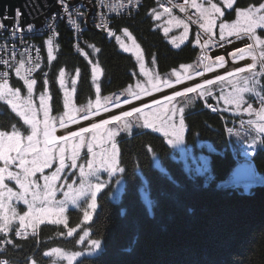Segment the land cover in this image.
<instances>
[{
  "label": "trees",
  "instance_id": "obj_1",
  "mask_svg": "<svg viewBox=\"0 0 264 264\" xmlns=\"http://www.w3.org/2000/svg\"><path fill=\"white\" fill-rule=\"evenodd\" d=\"M262 3L264 0H237L227 12L226 22L236 20L237 9L258 7ZM158 8V0H145L137 15L118 19L115 27L118 36L126 28L139 43L145 59L154 60L158 74L164 75L196 62L200 50L193 31L189 41L180 48L171 46L156 28L152 12ZM259 35L264 37V31ZM84 36V53L91 49L90 44L100 49L97 62L103 70L101 96L135 84L138 65L132 55L119 51L115 41H108L103 33L94 29ZM44 40H40V44L45 48ZM72 42L70 33L65 29L61 31L56 59L49 64L47 50L43 49L44 66L36 73L40 83L42 71L49 73L47 80L55 115L63 111L58 82L61 69L66 72L79 70L77 105L84 106L96 96L90 63L83 55L74 54ZM12 86L22 87L17 75L12 79ZM226 116L212 113L200 101L185 118L189 129L187 143L193 144L194 137H200L215 149L211 159V179L185 174L172 159L177 154L154 132L121 138L120 164L126 181L122 201L114 203L110 200L109 189L100 194L98 214L87 229L94 239L102 241L103 249L97 256L86 257L76 264H264V184L260 187L220 186L231 177L245 150L241 146L236 151L229 149L234 140L230 133L234 123L226 121ZM13 124L23 127L21 121L0 103V129L9 132ZM252 161L264 175V150L255 151ZM164 165L169 166L172 177L168 172L157 170L156 167ZM144 195L149 198L146 199L148 203ZM82 215L81 210H71L67 228L81 226ZM66 231L63 227L43 225L32 240L13 239L10 260L24 264V259L37 255L41 258L38 264H52V257L45 253H50L53 248L80 249L77 245L80 233H77L78 237L68 239Z\"/></svg>",
  "mask_w": 264,
  "mask_h": 264
},
{
  "label": "rangeland",
  "instance_id": "obj_2",
  "mask_svg": "<svg viewBox=\"0 0 264 264\" xmlns=\"http://www.w3.org/2000/svg\"><path fill=\"white\" fill-rule=\"evenodd\" d=\"M197 3H202V2L200 0H197ZM212 3H214V2H212ZM160 4H161V1L159 2V8L156 11L159 13H163V15H161L159 20H156L154 18L156 28L159 29L164 34L163 29L165 27H168L170 29V31L168 32L167 36L165 34L164 35L167 38L170 45L173 46L174 48H176L171 43V39L174 36L175 37L181 36V34L184 32V28L182 25L179 27L174 26L175 21H173L172 24H169L168 21L172 17H177L178 19L183 20L185 23H187V21L181 16V14L179 12H177L175 10H171V16H169V14L164 12L165 8H162ZM216 4L218 6H220L222 8V10H224V12H225V15L223 17H220L219 19L216 20L217 27H215L213 29V38L219 40V24L221 22H226L225 18H226L227 12H230L231 9L224 8L223 0L216 2ZM205 6L207 7L208 5L205 4ZM258 7H255V8H258ZM79 8L82 9V7H78V8L71 7L70 12L72 13V15H77V11L79 10ZM56 12L60 13V11H53L45 19V22H48L49 19L52 17V20L54 21L56 26L57 27L59 26L58 27L59 32L56 33L57 38H55V40L58 39L60 41L61 31L63 32V30L65 29L70 33L71 39L73 41L74 37H73V34L71 33L70 28H67L65 25L61 24L62 22H59V21L56 22L55 18L53 16H51V14H53V13L55 14ZM88 17L90 20V24L95 27L94 30H96V31L98 30V32L103 33V31H100L96 27V25L97 24L104 25V21L103 20H101V21L95 20L96 19L95 14H91ZM47 18H49V19L47 20ZM236 19H237V17H236ZM232 22H226V23L231 24ZM49 23H48V25L50 26ZM60 24L62 26H60ZM42 25L43 26L41 28H46L44 26V24H42ZM11 26H14V24ZM91 30H93V29H90L89 31H91ZM260 31H264V28H257L256 34L259 35ZM191 33H192L191 28L188 26V39H187V41H189V36L191 35ZM103 34L106 36V38L109 41L110 37H108L105 33H103ZM47 35L48 34H44V38L46 40L49 37ZM119 36L121 37V40L123 41V43L126 46H128V48L130 50L128 52H125L121 48L120 43L117 42V40L115 43L117 44L119 51L130 54L134 57L135 61L137 62V65H138V69H137L138 79L136 80L134 85H132L126 89L120 90L118 92H115L113 94H109V95L105 96V97L110 98L109 100L106 101L105 97L101 96L100 92L99 93L96 92V84H94L93 80H92L93 86L95 88V95H96L94 100H92L91 102H89L88 104H86L84 106L77 105V103H76V90H77L78 76L79 75H77V72H66V71H64L65 72V77H64L65 86L62 88L59 84L60 89L62 91L63 111L60 114L55 115V114H53L52 99H51V95H50L49 86L47 84L46 89H45V85H44L45 77H44L43 73L46 71H42V82L40 83V81H37V84L34 86L32 103L35 106V109L37 110V119L43 121V113L41 111H39V109H40L39 95L42 92H45V90H46V95L48 97H50V99L47 100V104H48V107L50 109L49 116L52 119V122L55 126V135L56 136H57V132L59 130H62L64 128L70 127V126L73 127V126H76L79 124L82 125L81 128L91 129V125L93 123H97V124L102 123V122H99L98 120L94 121V118H96L97 115H100V116L105 115V117H107V120L110 121V123L108 125H105L103 129L99 130L96 133L97 138L95 140H93V131H89L88 133L83 134L84 144H83V146H81L80 155L76 160L77 167L65 168L59 174V178L53 182L57 191L55 192V196H54V199L52 202V207H51L50 211L53 213L59 212V207L62 204L64 211L62 213H60V217H59L60 222H54L58 219L57 216L47 215V216H45V218L41 222L37 223L35 225V227L30 226L27 228V230L30 234V237L24 239L23 241H29V240L36 238L37 236L35 234H37L39 232V229L43 225L63 227L64 229L66 228L67 231L65 234H66V237L68 239L69 238L73 239L75 237H78L77 233L78 232L80 233L79 238H77V245L80 246V249L76 250V252H69V251H64L62 249H59V248H53L52 252H50V255L52 256L53 264H76L81 258H86V257L91 258V257L97 256L102 251V249H103L102 242L99 239H94L91 236L89 229H87V225L93 220L95 212L98 208V198H99V195L101 193H103L107 189L113 190V194H112L113 198L112 199L114 201L119 199L118 197H122V195L124 194V191H125V186H124L125 181H124V177H123L124 169L120 165L121 150L119 147V140L121 138L123 139V138L132 137L136 133H141V132L146 131V130L154 131L156 134L162 135L166 139V141L169 144V146L171 147V149L174 151V153L177 154V157H180V159L185 164V166L187 168L192 169L191 171H194L195 173L210 171V165H211L210 157L207 155L204 156L203 151L200 152L201 154L197 153V152H199V148H202V144L200 142H198V144H197L198 150H194L186 141V130H187V128H186L185 120H184L185 114L192 111L195 108V105L200 98H203V99H205V98L209 99L210 98V96L208 97L207 95L201 97L199 95L200 90H197V92H194V93H186L185 96L175 97V99L172 102H167L165 100H162V101H159V104H157V103L148 104L149 107H147V108L145 106L140 107L143 110L142 113H135L134 112L132 117L122 118L121 121H112L111 116L108 118V115H107L109 113V111L111 112V110L112 111L116 110L119 107H121L122 105L126 104V103H124L125 100H127L128 102L138 101V100L144 99L146 97L158 94V93L162 92L163 89L170 88V87H164L163 86V82L165 80L170 81L172 83V86L177 85V83H176L177 74H179V76L181 77V81H182L181 85L183 82L190 81L193 79H197V77H195V74L204 69V66L201 62L202 61L201 58H199L196 62H194L190 66L183 67L181 70H179L177 72H171L168 74L159 75L157 72V67H156L155 61L154 60L147 61L145 59L143 51H142L139 43L137 42V40L132 35H131V37H132L131 39H129L127 36H125L124 33L122 35H119ZM260 37L262 39H264V37H262V36H260ZM231 38H233V37H228L227 39H231ZM81 39L83 42H85V36L84 35L82 36ZM133 40H135V43L139 45L138 50L135 49V47L133 45ZM34 41L36 43L39 42L37 40V38H35ZM187 41L185 40L184 43L181 44V46L184 45ZM247 41H249V43L252 42L250 40H247ZM177 42L179 43V41H177ZM24 43H26V42H24ZM53 44H56V42L54 40H53ZM40 45L41 44L38 43V46H40ZM59 45H60V43H58V46ZM227 45H229V44H227ZM19 48L24 50V47L22 44L19 46ZM45 48L47 49V46ZM240 48H243V47H240ZM31 49H32L31 52L28 53L25 60H27L28 57H31L33 60H35L37 53L35 51V48H31ZM56 50H57V48L54 46L53 55L55 57H56ZM138 53L142 57V62L144 65L143 71L141 70V60L137 59ZM1 54H3V56H2L3 59L9 60V62H10L11 58L8 57L6 55V52L3 51L2 49H1L0 55ZM39 54L41 57L39 60V61H41L40 62L41 68L37 69L35 72L32 73L33 74L32 78H35L36 80H37L36 73L40 72V70L44 66L45 58L43 57V48H40ZM74 54L76 55V53H74ZM83 56L88 61H92V64H90L91 72H92L93 64H98L97 52H94V50L91 48L90 50H88V52L85 51V53H83ZM228 57L230 58V60H232L231 54ZM228 57L227 56L225 57L226 61H227ZM247 58L250 61L249 63L246 62ZM251 63H253L251 57H246L242 61L241 60H235L231 65L233 66V64H235V65H238L239 67H246L248 64H251ZM27 67H28V64H27ZM99 68H100V74L98 76L97 83H99V85L101 86V82L103 79V70L100 66H99ZM260 69H261V65L259 62H257L255 69H253V72L259 73ZM6 70L7 69L5 67L0 68V72L6 71ZM21 70H22L21 75H24L25 70L24 69H21ZM48 75H49V73H48ZM251 75H252V73H249V72L237 74V76H235V77H227V75H225V80L223 82L217 81V82H214L213 85L207 86V87L211 88L212 94H214L215 91H218V95H216V96L212 95V96H213L215 102L217 103V106H219V107H218V109L216 108L215 111L211 110V112L214 114H217L220 110H222L223 113L228 115V117L226 116L227 119L225 118L226 121H230L232 124L234 123V125H236L233 127V132H232L233 139L236 140L237 142H240L241 147L245 148L244 152L241 153L240 156L243 157V154H246L249 158L245 157L244 163H247L250 166H253L251 163L252 154L249 153V150H252L253 152H255L256 144L259 143V141L256 140L257 136L264 138V131H260L261 128H264V104H262L260 101V98H258L260 96H264V80L261 77L257 76L256 79L259 81V83L257 85H255V91L254 92L242 91V89L245 87V85L243 83V78L246 76L250 77ZM14 76H16L15 69L10 71V76L7 79H8L9 87H12L15 89V87L12 86V79ZM188 76H191L192 78L188 79L187 78ZM17 78H18V80H20V82L22 84V87L19 88L21 97L22 98L26 97L27 96L26 86L24 85L23 80L20 79V77L17 76ZM73 79H75L77 81L75 86H73L71 83V81ZM0 82H2V81H0ZM58 82H59V78H58ZM155 83H159L161 86L160 91H158V92L153 90L152 85ZM137 85H139L140 87H137ZM73 87H75V91H73ZM248 87H253L251 82L248 84ZM66 91L69 94L67 97H66ZM145 91H147L149 94L145 95ZM132 92L136 93L139 96V99L134 98V96L130 94ZM257 93L259 95H257ZM236 95H241L243 97V102L240 103L239 106H237L235 103L229 102V100L233 96H236ZM251 98H253L255 101L251 102L250 101ZM97 99H99V101H100L99 107H97V105H96ZM257 99H259V100H257ZM66 100L69 103V107H65ZM201 102H203L204 105L207 106V101L201 100ZM0 103L4 104L9 109L10 113L13 116L17 117L21 121V124L23 125V127L22 128L17 127L21 131V133L25 136L27 134H30L31 129L27 125L23 124V120L16 114V112H14L12 110L11 106L6 104L4 101H0ZM90 104L92 105L91 112L94 114L89 115V118L87 119L88 120L87 124H84V122H86L87 120L83 119L85 112L84 111H77V112L73 113V115H75V117H76V121H77L76 123L69 122L66 127H63V128L60 127L61 119L67 120V116L65 115V113H69L71 111V109H73V108L74 109H87ZM117 104H119V106H116ZM172 107H175L177 109H181V108L183 109L184 131L180 135L179 138H170L169 136L165 135L164 132L167 129L161 127L160 121L158 119H156V116L154 115L156 113H163V112L171 109ZM105 108H107V111H105ZM130 111H132V110H130ZM118 115H122V113L118 114ZM145 116H147L148 122L151 123L153 125V127H145L144 126ZM174 119H176L178 121V117H174ZM126 122L130 123L131 127L128 130H122L124 128ZM238 124H242L243 127H245V129L240 127ZM248 126L255 127L256 131L254 130V128L249 129ZM247 127H248V130L246 129ZM81 128H79V129H81ZM110 130H116L118 133L111 140H109L107 138V131H110ZM0 131H2V130L0 129ZM75 132L79 133L80 130L75 131ZM70 134L67 136H64V137H70ZM41 139H42V137H41ZM79 142H80L79 138H70L69 139V143H68L67 149L65 151V158H66L65 162H66V164L71 163V161L68 160L67 157L71 154L72 145L78 144ZM89 143H91L93 145V152L97 153V157H96L97 163L93 165L92 169H90L88 167L89 161L93 160L92 153H89L88 149H87V145ZM113 143L116 144L117 150H118V165H117V167L115 169L100 167L99 160H100L101 156L103 155L104 150L107 149L110 153L111 152V145ZM40 147H43V144H41ZM206 148L208 149V151L211 150L210 145L207 143H206ZM58 166H59V156H58V151H57L56 159L53 160L52 166L50 168H45L43 175L51 176L56 171V168ZM81 166H83V173L81 172ZM36 176L40 177L41 173H37ZM141 178H142V182H144V185L147 186V182L145 181V177L143 175H141ZM6 183H8V186L12 187L14 191L16 190L17 186L15 185L14 182L6 181ZM39 183L41 185H43L44 181L42 179H40ZM95 185H101L99 191H95ZM143 197L145 200L148 199V197L146 195H144ZM93 198L95 199L96 207L94 209H89V205L92 203ZM146 202L148 203V200H146ZM47 206L48 205H45V207H47ZM75 209L81 210V212L83 214L85 211H90L91 212V219L88 221H85L83 219V224L79 227L74 228L72 235L69 236L68 232L70 230H73V229L67 228V226H66L68 224V221H69L68 220V218H69L68 214L71 210H75ZM16 210H17L19 215H23L24 212H26L28 209H27L26 205H24L22 203H17L16 204ZM14 229H15V231H14ZM18 229H19V220L14 219L12 222V225H11V230L8 233L9 234H11L13 232L16 233V231ZM81 231H82V233H81ZM85 232L88 233L87 236H84ZM82 236H84L83 240L80 239V237H82ZM92 241H98V245H94L92 243ZM75 253L77 255H74Z\"/></svg>",
  "mask_w": 264,
  "mask_h": 264
},
{
  "label": "snow or ice",
  "instance_id": "obj_3",
  "mask_svg": "<svg viewBox=\"0 0 264 264\" xmlns=\"http://www.w3.org/2000/svg\"><path fill=\"white\" fill-rule=\"evenodd\" d=\"M61 6L63 7L65 13L69 14V18L71 19L72 13L69 10V6L66 3V0H59ZM139 0H127V5L121 3L120 7L124 8L126 6H133L138 3ZM235 0H223L224 8L232 9ZM169 3H172V0H169ZM205 3L208 5L205 6ZM172 7H178L181 12H187L188 8L196 9L197 13V21L200 22V28L202 29V33H197L196 42L201 44L202 48H207L209 46L213 47H223L227 43H231L232 41L227 39L228 37H235L238 40L247 39L252 41L247 44L246 47L236 49L231 53L232 60H244L246 57H251L253 63L248 64L246 67H237L234 72H227V77H235L237 74L249 72L252 73L250 77L246 76L243 78V83L245 87L242 91L245 92H254L255 85L259 83L256 79L259 75H264V39H262L259 35L256 34L257 28H264V3L260 4L258 8L248 7L244 9H237V19L233 21L231 24L226 22H221L219 24V41L213 39V29L217 27L216 20L225 15L224 10L216 3H212V0H204L202 3H197V0H184L182 4H172ZM164 12L171 16V8H165ZM153 17L156 20H159L163 13L157 12L153 9L152 12ZM21 16V12L19 9L16 10V18H17V31H21L19 29V20L18 18ZM7 18V17H5ZM188 20H192V17L189 15ZM175 21L176 27L183 26L184 32L179 37H172L171 43L176 47L180 48L181 44L184 43L185 40L188 39V24L183 20L178 19L177 17H172L168 23L172 24ZM72 24L75 26L77 30L80 29V24L75 20H71ZM106 25H97V27H101ZM51 27V26H50ZM0 28H4V25L0 23ZM28 30H32V26H28ZM164 34L167 36L170 29L165 27L163 29ZM55 33L48 37L45 41L47 46V59L49 64L56 57L53 55L54 46H53V37ZM109 36H115L117 42L120 43L121 48L128 52L130 49L126 46L121 40L120 36H116L114 32H109ZM124 35L131 39V33L128 30L124 29ZM179 41V43L177 42ZM202 41V43H201ZM133 45L135 49H139V45L135 43L133 40ZM58 47V45L56 46ZM78 47V46H77ZM89 48H92L94 52H100L99 48H96L95 45H88ZM28 49H25V53ZM37 55L35 60L31 57H28L27 60L23 59L25 53H21L22 59L18 62L19 66L16 67V75L23 80L24 85L27 89V96L21 97L19 88H12L8 85L7 77L9 75L8 71L0 72V101H4L6 104L10 105L12 110L16 112V114L23 120V124L27 125L31 131L30 134L26 136L21 133V131L16 127L15 124L12 125V130L8 131H0V233H3L5 236L11 230V225L14 219L19 220V229L16 231L17 236H24L25 231L28 227H35V225L41 222L45 216L47 215H55L58 219L54 222H60L59 217L60 213L64 211L63 206L59 207V212L53 213L50 211L52 207V202L55 196V192L57 191L54 186V181L59 178V174L68 167L75 168L77 167L76 160L80 155V148L84 144V136L83 134L88 133L89 131H93V140H95L96 133L103 129L105 125L110 123L109 120L105 119L102 123L97 124L93 123L91 125V129L89 128H81L79 133L72 132L70 137H57L55 135V126L52 122V119L49 116V107L47 104V100L50 99L46 95L45 92H42L39 95L40 109L43 113V121L37 119V110L32 103L33 90L34 86L37 84V80L32 78V73L37 69L41 68V64L38 62L40 60V49H35ZM16 52L15 47L12 49V60L15 61ZM137 59L141 60V70H144V65L142 62V57L137 54ZM201 60L209 61L205 64L206 71H213V66L217 68L225 67V57L222 55L216 56L214 61H210L206 54L202 55ZM257 62L260 63L261 69L259 73L253 72L255 69ZM28 64V67L25 68V64ZM92 64V61H89ZM0 64L9 65V60L0 59ZM187 67V66H185ZM21 69L25 70V74L21 75ZM92 80L93 83L96 84V92H100V85L97 83L98 76L100 74V68L98 64H93L92 66ZM44 85L45 89L48 84L47 76L48 73H43ZM77 75H79V70L77 69ZM196 75H202V73H196ZM65 72L63 69L59 72V84L63 88L65 86ZM191 79V76L187 77ZM225 80V76H216V81L223 82ZM181 82V77L177 74L176 83L179 84ZM251 82L253 87H248V84ZM72 85L75 86L77 81L73 79L71 81ZM214 81L212 79H207L203 84H196L195 87H187L183 92L176 91L171 96H165L164 100L167 102H172L175 97L185 96L186 93H194L199 89V95L201 97L207 95H212V90L210 87L213 85ZM164 87H172V83L170 81L165 80L163 82ZM137 87H140L137 85ZM153 90L160 91V84L155 83L152 85ZM73 91H75V87H73ZM134 96V98L139 99V96L132 92L130 93ZM149 94L145 91V95ZM69 94L66 91V97ZM257 95H259L257 93ZM110 98L105 97V100H109ZM260 101L264 104V96H260ZM230 103H235L237 106L243 102V97L241 95L233 96L230 100ZM124 103H128L127 100ZM155 103L159 104V101ZM97 107L100 105L99 99L96 101ZM116 106H119L117 104ZM65 107H69V103L66 100ZM145 107H149L145 105ZM211 107V105H209ZM92 105L90 104L87 109H71L69 113H65L67 116V120L61 119L60 127H66L69 122L76 123V117L73 115L74 112L84 111L85 115L83 119L87 120L90 114H94L91 112ZM216 109L213 108V111ZM107 111V108H105ZM141 108H134L132 111H124L122 115H114L111 117L112 121H121L122 118H129L133 116V113H142ZM156 119L160 121L161 127L167 129L164 134L169 136L170 138H179L180 135L184 131V121H183V109H177L172 107L171 109L163 112L154 114ZM174 117H178V121L174 119ZM145 127H153L151 123L148 122L147 116H145ZM131 127V124L126 122L125 126L122 130H128ZM159 130V129H158ZM260 131H264V128H261ZM116 130L107 131V138L111 140L115 135H117ZM42 137V139H41ZM70 138H79L78 144H73L71 148V154L67 157L68 160L71 161L70 164H66L65 162V151L67 149L69 139ZM43 144V147L40 145ZM87 149L89 153H92L93 160L89 161L88 167L90 169L93 168V165L97 163L96 157L97 153L93 152V145L89 143L87 145ZM58 151L59 156V166L56 168V171L51 175H43L45 168H50L52 166L53 160L56 159V153ZM100 167H106L110 169H115L118 165V150L115 143L111 145V152L107 149L104 150L103 155L99 160ZM81 172L83 173V166H81ZM41 173L40 177H37L36 174ZM42 179L44 181L43 185L39 183V180ZM6 181H12L17 186L14 191L12 187L8 186ZM101 185H95V191L100 190ZM22 203L27 206V211L24 212L23 215H19L16 210V204ZM45 205H48L45 207ZM96 207L95 199L93 198L92 203L89 205V209H94ZM83 219L88 221L91 219V212L85 211L83 214ZM73 230L68 232V235L71 236ZM88 233L85 232L84 236H87ZM84 236L80 237L81 240L84 239ZM2 243L11 244V240L3 241ZM94 245H98V241H92ZM3 249H0L2 251ZM45 255H49V253H45ZM74 255H77L76 253ZM0 264H8L6 260H0Z\"/></svg>",
  "mask_w": 264,
  "mask_h": 264
},
{
  "label": "bare ground",
  "instance_id": "obj_4",
  "mask_svg": "<svg viewBox=\"0 0 264 264\" xmlns=\"http://www.w3.org/2000/svg\"><path fill=\"white\" fill-rule=\"evenodd\" d=\"M161 0H158V2H160ZM201 1V0H200ZM219 1H222V0H212V2H214V3H216V2H219ZM201 2H204V1H201ZM236 2H237V0H235V2H234V5L236 4ZM144 3H145V0H142V2H141V4H138V7H139V11L141 10V8L143 7V5H144ZM206 4V3H205ZM234 5H233V7H234ZM96 6H95V11H96ZM192 9H194V8H192ZM194 10H196V9H194ZM121 19L122 18H127V17H120ZM18 20H19V29H22V25L20 24V17L18 18ZM194 20H192V22H193ZM0 22H3L4 23V21H3V19H2V17L0 16ZM199 22V21H198ZM200 23V22H199ZM13 24H14V26L15 27H17V18H16V13H15V16H14V22H13ZM42 24H44L45 25V23L43 22ZM187 24H188V26L191 28V31H194L196 28H194V26H193V24L192 23H189V22H187ZM29 25H31L32 26V28H35V31H36V36H34V39L35 38H37V40L39 41L38 43L40 44V40H42V39H44V36H43V34L41 33V31H42V26L43 25H41V26H38V27H36L35 26V23H33L32 21H30L29 22V24L27 25V24H25L24 25V29H28V26ZM49 29V28H48ZM50 30V29H49ZM6 32H7V34L9 35V36H15L14 34H13V28L11 27V25L10 26H8V28H7V30H6ZM9 36H7V35H2L1 36V40H0V43L2 44V45H5V47H10L14 42H15V40L14 39H12L11 37H9ZM48 36V35H47ZM116 36H118V32H116ZM196 36H197V34L196 35H194V41H196ZM190 37V36H189ZM216 41H219L218 39H215ZM55 42H56V44H53L55 47L58 45V43H60V41L59 40H54ZM109 41H115L116 42V39H115V36H113L112 37V39H110ZM187 41V40H186ZM44 42H45V40H44ZM37 43V44H38ZM83 44H84V42L82 43V45H81V51L78 53V54H76V55H83V53H84V48H83ZM60 46V45H59ZM58 46V47H59ZM58 47H56V48H58ZM210 47V46H209ZM38 48H43V49H46V48H44L42 45H40V46H38ZM72 48H73V42H72ZM199 50H200V56L202 57V55H204L205 53L200 49V48H198ZM47 50V49H46ZM73 50V52L75 51V49H72ZM231 54V51L230 50H228V51H225V52H223L222 54H220V52H216V53H212L208 58H209V60L210 61H214L215 60V58H216V56H218V55H222V56H224V57H228L229 55ZM229 58V57H228ZM230 59V58H229ZM39 63L41 62V61H38ZM202 62V64H203V66H204V69H205V64H207L209 61H204V60H202L201 61ZM225 67H224V70L225 71H227V72H229V71H232V72H234V70H235V67L237 68V67H239L238 65H235V64H233V66L231 65L234 61L232 60L231 62H228V61H226L225 60ZM27 66V64H25V67ZM183 68V67H182ZM181 68V69H182ZM181 69H179V70H181ZM201 70V71H199V73H202V75H205V79L204 80H202V81H199V82H197V84H203L204 83V81L205 80H207V79H212L214 82H217L216 81V78L215 77H213V76H211V75H208V71H206V69L205 70ZM216 69H218L217 67H215V66H213V70H216ZM179 70H177V71H179ZM177 71H174V72H177ZM227 72H223V71H220V76H225V75H227ZM200 75H196L195 74V77H199ZM259 77H261L263 80H264V75H259ZM182 82V81H181ZM181 82L179 83V84H177V85H175V86H172V87H170V88H168V89H163L162 90V92H160V93H158V94H155V95H152V96H149V97H146V98H144V99H141V100H138V101H132V102H128V103H126V104H124V105H122L121 107H119L118 109H116V110H111V112L109 111V113L107 114L108 115V118L111 116H114V115H118V114H121V113H123L124 111H130V110H133L134 108H140V107H143V106H145V105H148V104H151V103H155L156 101H162V100H164V97L165 96H171L172 94H174V92H176V91H181V92H183L187 87H195L196 86V82L195 81H186V82H183L182 83V85H181ZM207 87V86H206ZM199 90V89H198ZM212 95H218V91H215V93L214 94H212ZM210 96V98L209 99H207V98H205V99H203V98H200L197 102H200L201 100L202 101H207V107H208V110H213V108L214 109H218V107L219 106H217V103L215 102V100H214V98H213V96ZM209 97V96H208ZM258 98H260V97H258ZM257 100H259V99H257ZM250 101L251 102H254L255 100L253 99V98H251L250 99ZM209 105H211V107H209ZM259 105V104H258ZM191 112V111H190ZM189 113V112H188ZM188 113H186L185 114V116H184V120H185V118H186V115L188 114ZM219 113L220 114H223V112H222V110H220L219 111ZM225 114V113H224ZM227 117H228V115H227ZM104 119H107V117H105V115H97L96 116V118H94V121L96 120H98L99 122H102ZM227 119V118H226ZM88 123V120L86 121V122H84V124H87ZM239 123V122H238ZM185 125H186V128H187V130H186V135L188 134V132H189V129H188V125H187V123H186V121H185ZM240 127H242L243 129H245V127H243V125L242 124H238ZM81 124H79V125H76V126H73V127H66V128H64V129H62V130H59L58 132H57V137H61V136H67V135H69L70 133H72V132H75V131H78V130H80L79 128H81ZM234 126H236V125H234ZM84 127V126H83ZM249 127V129H253L254 128V130L256 131V128L255 127H251V126H248ZM248 127L246 128L247 130H248ZM151 130H146V131H143V132H141V133H144V132H150ZM151 132H154V131H151ZM233 132V130L230 132V133H232ZM155 133V132H154ZM156 134V133H155ZM158 137H160V138H163L164 140H165V143L167 144V145H169L168 143H167V141H166V139L162 136V135H158V134H156ZM134 136V135H133ZM132 136V137H133ZM233 137V136H232ZM196 138V139H195ZM194 139H195V141H194V143L193 144H190V146L194 149V150H198V148H197V144H198V142H200L201 144H202V148H199V152H197V153H199V154H201L200 152L201 151H203L204 153H203V155L205 156V155H207V156H209L210 157V162H211V159H212V155H213V153H214V147L213 146H211V144L208 142V141H204V140H202L200 137H194ZM256 140L257 141H259V143L258 144H256V147H255V151H257V150H264V138L263 137H259V136H257V138H256ZM206 143L207 144H209L210 145V147H211V150L210 151H208V149L206 148ZM205 144V145H204ZM241 146V143L240 142H237L236 140H233L232 142H231V144H230V146H229V149L231 150V151H236V149L238 148V147H240ZM256 148H257V150H256ZM216 152V151H215ZM218 152V151H217ZM249 153L250 154H252V157L251 158H253L254 157V153L255 152H253L252 150H249ZM235 154V152L233 153V155ZM172 156V155H171ZM245 157L246 158H249L246 154H243V157L242 158H240L239 160H238V162H237V165H236V167L234 168V170L232 171V173H231V177L227 180V181H225L223 184L221 183L220 184V186H222V187H225V186H234V187H236V186H240V185H251V186H258V187H260V186H263V184H264V175H262L261 174V171L260 170H258L257 169V167L255 166V164H254V162L253 161H251V163H252V165L253 166H250L249 164H247V163H244V161H245ZM172 159H173V161H175V163H177V165L181 168L182 167V169L184 170V173L185 174H187L188 176H201V177H206V178H208V179H211L212 178V172L211 171H208V172H201V173H194V171H191L192 169H190V168H187L186 166H185V164L182 162V160L180 159V157H177L176 155H173V157H172ZM174 163V164H175ZM121 165V164H120ZM254 169H253V168ZM157 168V170H159L160 172H163V173H169V175L172 177V174H171V172H170V170H169V166L168 165H164L163 167H156ZM187 168V169H186ZM210 169H211V165H210ZM124 173H125V171H124ZM123 177H124V174H123ZM174 178V177H173ZM219 179V178H218ZM124 181H125V177H124ZM146 181V180H145ZM244 181H249V182H255L254 184H244L243 182ZM257 182V183H256ZM125 184H126V181L124 182ZM198 183V182H197ZM125 187H126V185H124ZM191 186H193V185H191ZM105 192V191H104ZM107 196H108V198L110 199V200H112V201H114L112 198V194H113V190H108L107 191ZM102 194V193H101ZM100 196V195H99ZM119 199H117V200H115L114 201V203H121V201H122V197H118ZM149 199V198H148ZM98 209H99V206H98V208H97V210H96V212H95V215H97L98 214ZM94 218V217H93ZM232 223H233V221H232ZM66 226H68V225H66ZM69 227V226H68ZM14 231H15V229H14ZM23 231H25V230H23ZM39 233V232H38ZM38 233L37 234H35L36 236H38ZM81 233H82V231H81ZM28 237H30V234H29V232H28V230L26 229V231H25V235L24 236H17L16 235V233H11V234H9V233H7V235L5 236L3 233H0V246H2L3 247V251L2 252H0V259H5L7 262H8V264H20L19 262H12L11 260H10V248H11V246H12V243L14 242L13 241V239H16V240H21V241H23L24 239H26V238H28ZM6 240H11L12 241V243L11 244H4V243H2L3 241H6ZM101 241V240H100ZM102 242V241H101ZM62 250H64V251H69V252H76V251H73V250H68V249H62ZM51 252H52V250H51ZM49 255H50V253H49ZM50 257H52L51 255H50ZM40 257L39 256H34V257H27L26 259H24L23 260V262H25L24 264H38V261L40 262ZM82 259H84V258H81L79 261H81ZM52 264H53V260H52Z\"/></svg>",
  "mask_w": 264,
  "mask_h": 264
},
{
  "label": "built area",
  "instance_id": "obj_5",
  "mask_svg": "<svg viewBox=\"0 0 264 264\" xmlns=\"http://www.w3.org/2000/svg\"><path fill=\"white\" fill-rule=\"evenodd\" d=\"M66 1H73V0H66ZM84 0H81L79 2H77L76 4H68L69 6V10H71V7L74 8H78V7H82V9L79 8V10L77 11V15H72L71 19L69 18V14L65 13L63 7L61 6V11L60 13H53L51 14V16H53L57 21L62 22L61 24L65 25L67 28H70L71 33L73 34V49H75L74 53L78 54L81 51V45L83 43L82 41V36L88 32L91 28H95L93 25L90 24V20L88 17V22H89V26L91 28L88 27L87 24V16L89 14V6L91 7V12L89 15L91 14H95L96 15V19L97 21H104V25H106V27L102 26L96 27L100 30L103 31V33H105L108 37H110V39H112L113 36H109L108 33L109 32H114L116 35V28H115V23L118 19H120V17H132L135 16L139 13V7L138 4H141L142 0H139L138 3L134 4L133 6H126L124 8L120 7V4L123 3L125 5H127V0H85V2L89 5L87 6L86 4L83 3ZM204 1V0H203ZM57 4L61 5L59 0L56 1ZM184 3V0H172V3H169V0H161V7L162 8H171V10H175L177 12H179L181 14V16L189 23H192L195 29V33H202V29L200 28V23L199 22H192V20L197 21V13L196 10L192 9V8H188L187 12H181L179 10L178 7H172V4H182ZM95 6L96 11H95ZM192 17V20H188V16ZM50 18V17H49ZM47 18V20L49 19ZM71 20H75L77 23L80 24V29L77 30L75 28V26L72 24ZM50 22V23H49ZM4 25V28H0V40H1V36L2 35H7V28L8 25L6 23L0 22ZM45 27L46 28H42L41 33L43 34H48V36L52 35V33L54 32L55 35L53 37V40H55V38H57L56 33L59 32V26L57 27L56 24L54 23V21L52 20V17L49 19L48 22H45ZM48 23L50 24V27L48 25ZM60 24V26H62ZM10 26V25H9ZM13 28V34L15 36H9L12 39L15 40V42L10 46V47H5V45H2L0 43V52L1 49L3 51L6 52V55L8 57L11 58L10 60V64L9 65H2L0 64V68L5 67L9 73L10 76V71L13 69H16V67L19 66V61L22 59L21 57V53H25V49L27 48L28 51L25 53L23 59L26 58V56L28 55L29 52H31V48H38V44L34 41V36H36V31L35 28H32L31 31H29L28 29H21V31H17V27L15 26H11ZM50 30H49V29ZM27 39V40H26ZM214 39V38H213ZM58 40V39H57ZM232 42L231 43H227L225 44L223 47H207V48H202L201 44H198V46L201 48V50L207 55V57H209L212 53H216V52H220V54H222L225 51L230 50L231 53L234 52L236 49H239L240 47H245L247 44H249V41H247L246 39L243 40H238L235 37L229 39ZM26 42V43H24ZM202 43V41H201ZM23 45L24 50H22L21 48H19L20 45ZM78 46V47H77ZM13 47H15V52H16V57H15V61L12 60V49ZM40 49V48H39ZM3 54L0 55V59L2 58ZM228 62H231L232 60H230L229 58L227 59ZM246 62L249 63V59H246ZM27 67V66H26ZM25 67V68H26ZM236 68V67H235ZM220 71L223 72H227L224 70V68H218L217 70H213L211 72L208 71V75H211L213 77L216 78V76L220 75ZM33 75V74H32ZM8 76V77H9ZM7 77V78H8ZM205 79V75H200L199 77H197V79H193L192 81H195L196 84L199 81H202ZM8 80V79H7ZM2 81V80H0ZM0 249H3L2 246H0ZM3 251V250H2ZM0 251V252H2ZM0 260H5V259H0Z\"/></svg>",
  "mask_w": 264,
  "mask_h": 264
},
{
  "label": "water",
  "instance_id": "obj_6",
  "mask_svg": "<svg viewBox=\"0 0 264 264\" xmlns=\"http://www.w3.org/2000/svg\"><path fill=\"white\" fill-rule=\"evenodd\" d=\"M56 1L57 0H0V16L2 17L4 23H6L8 26L13 25L16 10L19 9L21 12L20 24L22 25V29H24V25H28L30 21L35 23V26L38 27L42 25L46 17L51 12L61 11V5L57 4ZM79 1L81 0H73L66 2L68 4H76ZM83 3L89 6L85 2V0L83 1ZM90 12L91 7L89 6V14ZM88 16L87 24L88 27L91 28L89 26ZM243 183L254 184L255 182L244 181Z\"/></svg>",
  "mask_w": 264,
  "mask_h": 264
}]
</instances>
